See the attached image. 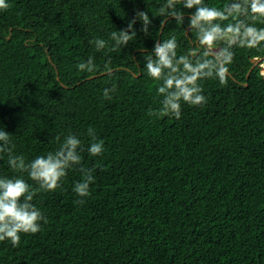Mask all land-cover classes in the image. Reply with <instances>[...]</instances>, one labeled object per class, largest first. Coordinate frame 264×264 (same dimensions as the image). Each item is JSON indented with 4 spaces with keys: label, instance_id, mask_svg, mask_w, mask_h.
<instances>
[{
    "label": "trees",
    "instance_id": "obj_1",
    "mask_svg": "<svg viewBox=\"0 0 264 264\" xmlns=\"http://www.w3.org/2000/svg\"><path fill=\"white\" fill-rule=\"evenodd\" d=\"M7 2L0 128L26 161L57 150V135L62 143L75 134L82 160L46 193L0 154V177L21 175L48 220L35 235L21 234L19 247L0 241V264H264V78L259 63L249 73L264 52L235 49L226 87L204 80L203 107L183 104L180 119L156 118L148 112L161 98L143 56L172 35L178 54L195 47L172 18L160 34L163 18L153 13L163 0ZM137 10L152 18L148 34L137 20V35L116 52L89 43L101 38L111 46V32L127 28ZM90 57L95 70L80 72L76 65ZM113 84L116 92L104 99ZM89 127L104 141L101 156L88 153ZM81 166L94 168L95 180L78 205Z\"/></svg>",
    "mask_w": 264,
    "mask_h": 264
},
{
    "label": "clouds",
    "instance_id": "obj_2",
    "mask_svg": "<svg viewBox=\"0 0 264 264\" xmlns=\"http://www.w3.org/2000/svg\"><path fill=\"white\" fill-rule=\"evenodd\" d=\"M7 0H0V11H7ZM190 14L186 17L185 12ZM153 15L162 17L161 26L174 19L177 25L184 26L194 36L195 47L184 54H178L179 44L175 35L162 41H156L151 52L143 56L147 76L156 82V95L160 97V107L149 110L148 115L156 118L171 117L180 119L182 105L203 107L207 97L203 94L202 81L218 80L227 86L231 76L229 65L234 62L235 49L264 52V0H225L222 5H209L205 0H163ZM142 22L141 31L149 33L152 18L147 10H137L127 28L113 31L109 41L94 38L96 51L116 52L121 46H127L137 35L135 25ZM187 20V25H186ZM186 25V26H185ZM264 58V57H262ZM257 61L260 58H255ZM80 72L92 73L95 70L93 58L76 65ZM259 77L264 78V59L258 64ZM104 72L111 76V61L104 66ZM116 85L104 88L103 97L112 98ZM93 142L88 147L90 156L104 153V141L96 139L95 129L88 128ZM59 148L26 161L23 155L13 154L15 145L10 133L0 128V154L7 153V163L14 173H26L38 190L55 192L61 187L67 170L80 165L82 157L78 149L81 140L75 134L67 135ZM0 155V159H2ZM82 179L73 186L80 199L74 201L84 204V198L90 196V185L94 182V168L81 166ZM36 190L21 175L0 177V241H9L12 247H19L21 234L35 235L41 230V221L47 223V217L33 203Z\"/></svg>",
    "mask_w": 264,
    "mask_h": 264
},
{
    "label": "water",
    "instance_id": "obj_3",
    "mask_svg": "<svg viewBox=\"0 0 264 264\" xmlns=\"http://www.w3.org/2000/svg\"><path fill=\"white\" fill-rule=\"evenodd\" d=\"M163 29H164V25H163V27H161L160 34H161V32H162ZM159 41H160V40H159ZM263 59H264V58H260L258 61H257L256 59H253V63H254V65H253L252 68L250 69L249 73L252 71V69L254 68V66H255L256 64L260 63ZM247 76H248V78H249V74H248Z\"/></svg>",
    "mask_w": 264,
    "mask_h": 264
}]
</instances>
